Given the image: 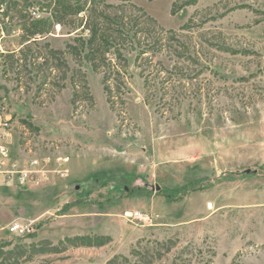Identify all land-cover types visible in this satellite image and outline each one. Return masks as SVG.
I'll return each mask as SVG.
<instances>
[{
	"label": "rangeland",
	"instance_id": "1",
	"mask_svg": "<svg viewBox=\"0 0 264 264\" xmlns=\"http://www.w3.org/2000/svg\"><path fill=\"white\" fill-rule=\"evenodd\" d=\"M58 1L0 0L5 167L37 162L0 264H264V0H68L119 24L99 66L76 20L22 42Z\"/></svg>",
	"mask_w": 264,
	"mask_h": 264
},
{
	"label": "trees",
	"instance_id": "2",
	"mask_svg": "<svg viewBox=\"0 0 264 264\" xmlns=\"http://www.w3.org/2000/svg\"><path fill=\"white\" fill-rule=\"evenodd\" d=\"M196 0H186L179 4H173L172 11L176 12L186 5L195 3ZM80 13H85L83 17H78ZM51 21L44 18H31L22 27V42L29 41L36 38V36L48 32L54 22L62 24L78 22V27L86 30L88 33L87 45L88 55L90 59L95 62L97 57V64L101 65V61L106 59L107 54L112 55L113 40L116 39L114 34L119 30L116 28L118 22L100 8L94 1L71 2L68 0L58 1L51 11ZM101 56V57H100ZM107 56V57H106ZM71 204L63 205V210L67 209ZM81 236L75 237L80 239Z\"/></svg>",
	"mask_w": 264,
	"mask_h": 264
},
{
	"label": "built area",
	"instance_id": "3",
	"mask_svg": "<svg viewBox=\"0 0 264 264\" xmlns=\"http://www.w3.org/2000/svg\"><path fill=\"white\" fill-rule=\"evenodd\" d=\"M60 25H57V28H59ZM7 119L2 117V114L0 113V176L2 177L4 182H7L11 180L14 177V174H18L16 178L18 179V182H21L22 184L27 183L29 181L33 182L35 181V175L36 171L34 169V165L37 163L35 160H33L30 164L29 168L26 169H18V165L16 162H13L6 168L7 161H8V146L5 141V138L7 136L8 130L7 127ZM134 216L137 219L142 220H148V215H143L140 212H134ZM11 231H14L18 234H24L27 230V227H24L22 224L15 223L10 227Z\"/></svg>",
	"mask_w": 264,
	"mask_h": 264
},
{
	"label": "water",
	"instance_id": "4",
	"mask_svg": "<svg viewBox=\"0 0 264 264\" xmlns=\"http://www.w3.org/2000/svg\"><path fill=\"white\" fill-rule=\"evenodd\" d=\"M155 189L159 190L160 187L158 185L154 186Z\"/></svg>",
	"mask_w": 264,
	"mask_h": 264
}]
</instances>
